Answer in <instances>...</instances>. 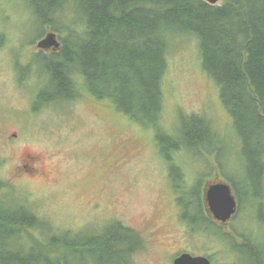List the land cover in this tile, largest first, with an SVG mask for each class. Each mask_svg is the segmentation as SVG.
I'll use <instances>...</instances> for the list:
<instances>
[{
  "label": "rangeland",
  "instance_id": "1",
  "mask_svg": "<svg viewBox=\"0 0 264 264\" xmlns=\"http://www.w3.org/2000/svg\"><path fill=\"white\" fill-rule=\"evenodd\" d=\"M70 18L68 12L65 19ZM37 31L28 0H0V182L4 184L0 194L4 202L28 206L46 223L45 235L69 233L84 240L118 222L133 228L142 238V247L133 254L132 264H172L183 251L206 255L212 264H245L246 247L234 250L231 240L213 235L202 219L198 229L190 227L182 207L181 218L176 216L179 205L175 206L173 196L178 187L195 190L192 198L197 201L201 185L219 179L230 184L240 205L220 233L237 236L233 237L237 245L242 241L237 233L252 241L264 237L263 225L261 233L257 230V203L247 197L260 193L259 186L247 181V161L233 120L219 98L218 85L202 68L198 38L182 34L173 41L159 126L171 142L186 143L193 140L184 139L179 130L190 115L197 116L209 123L220 143L204 139L197 149L187 143L172 151L169 160L178 169L175 180L168 174V160L160 154L155 127L136 123L109 99H97L83 89L58 104L37 103L46 77L34 63L35 42L51 30L45 27L35 39ZM197 122L196 118L191 122L195 133L200 132ZM23 152L35 157L27 161L31 172L21 169ZM198 202L191 215L199 212ZM260 202L264 206V193Z\"/></svg>",
  "mask_w": 264,
  "mask_h": 264
},
{
  "label": "trees",
  "instance_id": "2",
  "mask_svg": "<svg viewBox=\"0 0 264 264\" xmlns=\"http://www.w3.org/2000/svg\"><path fill=\"white\" fill-rule=\"evenodd\" d=\"M28 7L38 30L35 39L50 27L61 43L52 52L33 53L34 63L46 77L37 103L75 98L83 89L97 99H109L136 123L155 127L160 154L168 162L172 151L187 143L195 149L204 139L220 143L209 123L197 116L190 115L179 130L184 139L193 140L186 143L171 142L159 126L173 41L182 34L195 35L202 68L218 85L219 98L233 120L247 161V181L259 186L260 193L247 197L260 204L264 193V0H224L220 5L205 0H28ZM68 12L72 18L66 20ZM194 117L199 133L191 131ZM177 170L169 166L175 180ZM3 186L0 182V189ZM180 188L179 200L186 210L189 202L183 196L196 203L195 190ZM4 199L0 194V264H132L133 254L142 247L139 233L119 222L84 240L69 233L42 234L47 225L28 206L7 204ZM258 213L261 216L260 209ZM263 219H257L260 233ZM185 220L198 229V217ZM201 224L213 235L231 240L234 250L246 247L245 264H264V237L260 242L237 234L242 238L237 245L233 239L237 236L222 235L211 220L202 219Z\"/></svg>",
  "mask_w": 264,
  "mask_h": 264
},
{
  "label": "water",
  "instance_id": "3",
  "mask_svg": "<svg viewBox=\"0 0 264 264\" xmlns=\"http://www.w3.org/2000/svg\"><path fill=\"white\" fill-rule=\"evenodd\" d=\"M205 1L215 4L217 0ZM37 45L38 47L58 48L60 42L55 37V34L50 32ZM205 199L218 221L225 222L235 213L236 198L232 193L230 184L227 182H216L207 186ZM172 264H211V260L205 255H193L188 252H182L173 258Z\"/></svg>",
  "mask_w": 264,
  "mask_h": 264
},
{
  "label": "flooded vegetation",
  "instance_id": "4",
  "mask_svg": "<svg viewBox=\"0 0 264 264\" xmlns=\"http://www.w3.org/2000/svg\"><path fill=\"white\" fill-rule=\"evenodd\" d=\"M54 34H55V36H56V38L60 41V38L57 36V34L54 32ZM43 39V38H42ZM41 40V38L39 39V40H37L36 42H35V44H36V46H37V44L39 43V41ZM34 42V41H33ZM60 46H61V44H60ZM58 49V48H57ZM45 50H49V52H52V51H54L53 50V48L52 47H47V48H40V47H38L37 46V50H35V52L36 51H42V52H44V53H47V52H45ZM23 161L25 162L24 164H22L21 165V169L22 170H24V169H28L29 170V172H31L32 171V167H30V165L27 163V161H32L33 159H35V157H33L32 155H30V153H28V152H23ZM165 159V158H164ZM29 165V166H28ZM167 165H168V168H169V166L170 165H174V166H176V164L173 162V161H171V162H168L167 163ZM169 174V173H168ZM216 182H222L221 180H215V181H206L205 183H204V185H203V187H202V185H201V188H200V194H199V191H198V201H196V203H195V201H193V200H191V199H187V197H186V194L183 196V199H184V201H187V202H189V204L187 205V209L185 210L186 211V213H185V215H184V217H185V219H197V217H198V219H209V220H211L212 222H214L220 229H222L223 230V226L224 225H226L227 223H229V221L230 220H232L235 216H236V214H237V212H238V210L240 209V205H239V202H237V199H236V202H237V205H236V209H235V213L228 219V220H226L225 222H221V221H218V220H216V218L214 217V215H213V213H212V211L210 210V208H209V205H208V203H207V201H206V199H205V191H206V189H207V186H209L210 184H213V183H216ZM178 187V186H177ZM187 187V186H186ZM186 187L184 186V188L186 189ZM262 187H263V185H262ZM179 188V192H180V187H178ZM235 196V195H234ZM174 198H173V200H174V204H175V206L177 207V205H179L178 207H179V210H178V207H177V211H176V216H177V218H181L180 216H179V213H180V208L182 207V205H181V200H179L180 198H181V195H180V193H178L176 196H173ZM236 198V197H235ZM197 202H198V206H199V212H198V216H193V215H191L190 214V211L191 210H193L194 209V207L197 205ZM193 204V205H192ZM257 205H259L258 206V209H260L261 210V216H259V218L260 219H263L264 218V206H263V204L260 202V204H257ZM262 205V206H261ZM183 208V207H182ZM260 214V213H259ZM202 215V216H201ZM264 220V219H263ZM238 234V233H237ZM240 236H243V233H241L240 234ZM242 239V238H241ZM183 252H187V251H183ZM182 253V252H181ZM180 254V253H179ZM178 254V255H179ZM177 255V256H178ZM209 258V257H208ZM210 259V258H209ZM211 260V259H210ZM211 263H212V261H211Z\"/></svg>",
  "mask_w": 264,
  "mask_h": 264
}]
</instances>
